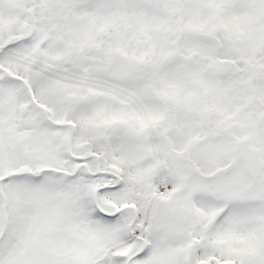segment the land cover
<instances>
[{
    "label": "snow or ice",
    "instance_id": "obj_1",
    "mask_svg": "<svg viewBox=\"0 0 264 264\" xmlns=\"http://www.w3.org/2000/svg\"><path fill=\"white\" fill-rule=\"evenodd\" d=\"M0 264H264V0H0Z\"/></svg>",
    "mask_w": 264,
    "mask_h": 264
}]
</instances>
